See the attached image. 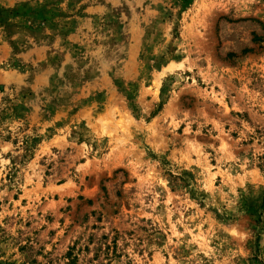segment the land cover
Listing matches in <instances>:
<instances>
[{"label":"rangeland","instance_id":"1","mask_svg":"<svg viewBox=\"0 0 264 264\" xmlns=\"http://www.w3.org/2000/svg\"><path fill=\"white\" fill-rule=\"evenodd\" d=\"M0 264H264V0H0Z\"/></svg>","mask_w":264,"mask_h":264}]
</instances>
